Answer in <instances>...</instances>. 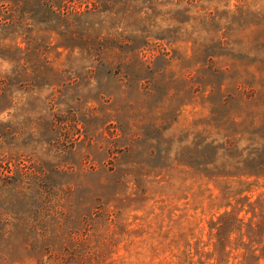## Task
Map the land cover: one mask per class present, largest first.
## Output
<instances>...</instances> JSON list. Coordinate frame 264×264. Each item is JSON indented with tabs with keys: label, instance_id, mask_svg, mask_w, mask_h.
<instances>
[{
	"label": "rangeland",
	"instance_id": "rangeland-1",
	"mask_svg": "<svg viewBox=\"0 0 264 264\" xmlns=\"http://www.w3.org/2000/svg\"><path fill=\"white\" fill-rule=\"evenodd\" d=\"M257 156L264 0H0V264H252Z\"/></svg>",
	"mask_w": 264,
	"mask_h": 264
},
{
	"label": "trees",
	"instance_id": "trees-1",
	"mask_svg": "<svg viewBox=\"0 0 264 264\" xmlns=\"http://www.w3.org/2000/svg\"><path fill=\"white\" fill-rule=\"evenodd\" d=\"M253 163L246 169L245 175L247 177H258L262 172H264V159L257 156L256 159H251ZM258 164H254L255 162ZM247 209L245 210V208ZM245 211L246 214H251L252 217L248 222H244V218H239L238 214ZM260 217L257 222H254V218ZM219 224L224 223L223 226L232 228L234 231H241L244 226H246L248 232L255 233L254 235H249L248 244H243V246L248 247L249 253L246 257H250L252 264H260L261 261L264 263V202L260 198H257L253 202H250L249 197H243L237 200L236 205L231 211L223 213L217 219ZM212 224L214 222L212 221ZM263 246L261 249H253V245ZM259 250L260 254L257 255L256 251Z\"/></svg>",
	"mask_w": 264,
	"mask_h": 264
}]
</instances>
